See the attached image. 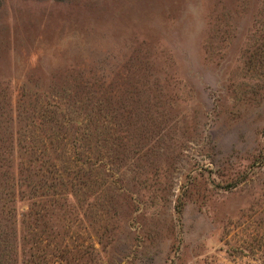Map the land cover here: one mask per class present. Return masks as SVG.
<instances>
[{"label":"rangeland","instance_id":"rangeland-1","mask_svg":"<svg viewBox=\"0 0 264 264\" xmlns=\"http://www.w3.org/2000/svg\"><path fill=\"white\" fill-rule=\"evenodd\" d=\"M0 264H264V0H0Z\"/></svg>","mask_w":264,"mask_h":264}]
</instances>
